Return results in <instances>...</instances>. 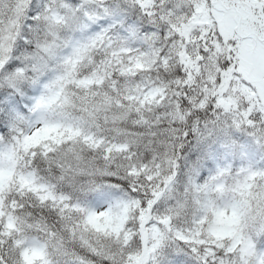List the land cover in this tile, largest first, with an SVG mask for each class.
Segmentation results:
<instances>
[{"label": "snow or ice", "instance_id": "snow-or-ice-1", "mask_svg": "<svg viewBox=\"0 0 264 264\" xmlns=\"http://www.w3.org/2000/svg\"><path fill=\"white\" fill-rule=\"evenodd\" d=\"M0 264H264V0H0Z\"/></svg>", "mask_w": 264, "mask_h": 264}]
</instances>
